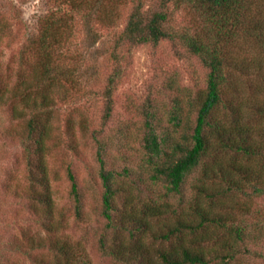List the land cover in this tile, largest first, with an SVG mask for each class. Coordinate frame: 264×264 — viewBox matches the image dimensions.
Instances as JSON below:
<instances>
[{
    "label": "trees",
    "instance_id": "1",
    "mask_svg": "<svg viewBox=\"0 0 264 264\" xmlns=\"http://www.w3.org/2000/svg\"><path fill=\"white\" fill-rule=\"evenodd\" d=\"M57 1L59 5L42 16L37 34L26 47L34 60L20 56L14 80L0 83V105H6L12 118L25 121V131L15 134L24 141L31 155L28 180L32 191L26 194L31 202L29 207L45 232L43 238L30 236L24 240L13 236L8 242L15 253L29 257L31 264H91L79 243L72 242L62 231L64 219L60 214L56 217L43 158L56 103L70 99L78 72L76 63L66 61L62 44L67 43L71 33L68 6L74 10L80 7L72 0ZM126 1L132 5L110 52L113 62L118 64L124 58L121 52H116L122 46L130 50L140 43L155 45L168 39L179 57H195L206 67L205 86L196 89L194 95L190 87L181 85L175 78V72L166 76L165 89L172 91L169 95L173 97V108L156 103L157 88L155 95L149 91L138 109L144 117L142 141L149 153L146 166L152 170L150 177L166 186L165 193L157 199L181 194L188 175L200 167V176L192 188L195 194L204 193L208 207L195 195L186 208L180 203L173 207L165 197L163 201L138 202L136 195L122 184L134 168L125 165L120 171L107 169L102 155L106 141L101 130L92 129L103 186L101 215L105 219V232L98 237L96 247L103 256L121 264H229V259L239 252L240 243L264 242L262 215L255 223L241 225L233 216L210 212L215 195L233 191L243 192L249 198L264 193V101L256 96L250 103L244 101L245 88L241 85L242 77L255 78V91L264 94V58L250 54V45L264 50V0H151L146 5L144 0ZM181 10L190 14V24L176 29L170 21ZM103 17L99 18L104 20ZM120 65L117 69L114 66L115 71L102 93L105 118L112 111L111 86ZM190 95L195 101V121L191 132L182 136L189 142L177 143L178 153H164V160L157 161L166 142L157 128L165 122L174 133L183 122L181 112ZM246 109H249L247 114ZM9 128H5L7 133ZM209 154L213 155L210 161H204ZM220 154H227L229 159L223 162L217 158ZM32 166L39 174H33ZM67 174L73 214L81 220L83 203L75 175L70 169ZM209 179H219L224 187L213 186L208 192L205 181ZM35 183L42 185L44 191L39 192ZM169 216L172 222L153 229L152 219L159 222L160 218ZM209 225L219 233L208 230ZM149 237L157 242L153 251L145 243ZM45 249L48 261L42 255L36 256L35 251ZM245 250L264 257L262 250L258 249V253L249 247ZM6 259L8 264H17L11 258Z\"/></svg>",
    "mask_w": 264,
    "mask_h": 264
},
{
    "label": "rangeland",
    "instance_id": "2",
    "mask_svg": "<svg viewBox=\"0 0 264 264\" xmlns=\"http://www.w3.org/2000/svg\"><path fill=\"white\" fill-rule=\"evenodd\" d=\"M72 3L79 5L80 9L74 10L68 6V14L72 17L71 33L67 43L62 44V50L66 53V61L76 63L77 80L76 86L71 90L70 99L57 101L51 118L43 154L49 180L48 192L58 213L56 217L60 214L64 219L63 233L72 242L79 243L91 264H121L103 256L96 247L98 237L105 232V219L101 215L103 186L99 176L98 148L91 131H102L101 136L107 143H103L102 148L107 169L120 171L125 165L134 168L133 173L123 178L122 184L130 193L136 195L137 201L157 199V196L165 193L166 186L161 180L153 182L150 177L152 170L150 166H146L149 153L142 141L144 117L138 106L149 91L155 95L159 89L156 103L173 108V97L169 95L172 91L167 92L165 89L166 76L175 72V78L181 85L190 87L191 94L194 95L196 89L205 86L206 67L195 57H179L168 39H162L155 45L140 43L130 50L122 46L116 52H121L124 58L116 64L110 58V52L126 22L132 2L72 0ZM144 3H151V0H144ZM57 4L59 5L57 0H0V83L14 80L20 56L33 59L32 52L26 48L29 40L37 34L42 16ZM170 22L176 29L184 28L190 24V14L181 10ZM250 47L252 56L264 58V50L253 45ZM119 65L118 77L111 86L112 111L110 117L105 118V98L102 93L115 71L114 66L117 69ZM251 78L241 79V85L245 88L244 101L250 103L254 96L264 101V94L255 91L254 84L257 81ZM194 103L190 95L187 106L181 112L183 122L174 133L165 122L157 128L160 137L162 135L166 138L164 150L156 158L157 161L164 160V153H178L177 143L186 145L189 142L182 139V136L190 133V127L194 124ZM244 112L249 113V109ZM0 121V264H8L6 257L17 264H31L29 257L15 253L8 242L13 236H20L24 240L30 236H45L38 217L29 207L31 202L28 195L32 190L28 180V160L31 155L27 152L24 141L15 134L25 131L26 125L25 121L12 118L6 105H0ZM7 127H10L9 133L5 129ZM212 154L205 157L204 161L209 162ZM222 154L217 155V158L227 161L229 156ZM31 168L33 174H39L40 171L35 167ZM68 169L75 175L82 198L84 216L81 220L76 219L73 214ZM199 170L200 167H197L188 175L181 194L164 196L165 200L171 202L173 207L180 203L182 208H186L188 201L195 195L202 205L206 204L208 207L204 193L195 194L192 188L200 176ZM205 185L209 187L208 192L213 186L224 187L219 179H209L205 181ZM34 187L39 192L44 191L42 185L35 183ZM215 196L210 212L233 216L235 222L241 225L255 223L260 220L261 215L264 217V193L248 198L243 192L227 191L226 194ZM164 197L157 200L163 201ZM120 202L117 201L119 206ZM168 221L172 222L173 218L169 216L160 218L159 222L155 219L150 222L153 229H158L162 223ZM228 223L231 221L228 220ZM207 229L215 234L219 233L213 225H209ZM145 241L153 251L157 242L150 237ZM248 247L250 251L258 253L259 249L264 253V242L252 244L246 240L238 245L239 252L232 260L229 259V264H264V257L245 252ZM35 252L36 256L42 255L48 261L46 249Z\"/></svg>",
    "mask_w": 264,
    "mask_h": 264
}]
</instances>
